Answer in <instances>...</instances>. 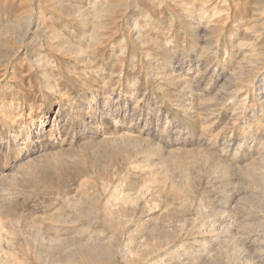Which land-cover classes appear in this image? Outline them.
I'll use <instances>...</instances> for the list:
<instances>
[{
    "label": "rangeland",
    "instance_id": "1",
    "mask_svg": "<svg viewBox=\"0 0 264 264\" xmlns=\"http://www.w3.org/2000/svg\"><path fill=\"white\" fill-rule=\"evenodd\" d=\"M0 264H264V0H0Z\"/></svg>",
    "mask_w": 264,
    "mask_h": 264
}]
</instances>
